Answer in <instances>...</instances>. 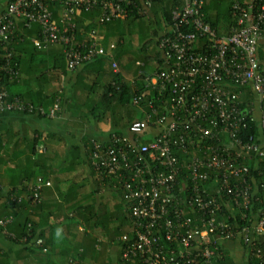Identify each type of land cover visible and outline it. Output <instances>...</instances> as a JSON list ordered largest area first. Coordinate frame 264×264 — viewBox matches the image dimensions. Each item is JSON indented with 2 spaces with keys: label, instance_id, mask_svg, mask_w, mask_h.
Instances as JSON below:
<instances>
[{
  "label": "built area",
  "instance_id": "2783aa9c",
  "mask_svg": "<svg viewBox=\"0 0 264 264\" xmlns=\"http://www.w3.org/2000/svg\"><path fill=\"white\" fill-rule=\"evenodd\" d=\"M154 1L11 0L0 14V46L13 41L18 22L36 23L40 31L34 45L41 50L62 46L70 72L107 55L111 70L118 73L111 52L116 44L112 43L109 51L95 31H90L89 41L79 40L74 16L95 7L101 9V24L125 19L133 10L146 16ZM184 1L182 8L172 11L168 33L158 41L162 67L145 77L146 87L168 97L166 111L160 114L149 101L150 112L146 118L132 122L128 134L113 132L107 141L91 142L92 168L102 179L107 175L116 178L131 206L135 221L131 232L135 235L132 253L127 250L124 257L140 254L145 257L143 264H224L223 255L216 252L218 244L242 240L252 256L264 234V206L257 216L250 217L260 236L251 227L234 230L221 219L230 218L223 213V206H228L224 196L244 209L257 200L249 164L257 157L264 158V115L259 122L258 142L242 140L239 130L246 127L247 119H255L240 101L242 87H250L259 103L264 101V68L258 58L264 42V3L254 10L253 1L234 3L239 28L232 29L230 36L220 37L203 20L202 8L207 0ZM51 3L63 5L60 21L55 19ZM243 5L252 11L247 13ZM9 57L2 59L4 64L0 62V112L57 117L59 97L47 111L9 93L1 77L11 84L19 82L21 75ZM136 65L144 66L140 61ZM130 80L135 87L132 104L140 108L143 97L136 94L137 79ZM124 170L130 176L124 175ZM41 188L38 184L30 190L35 204L41 201ZM232 210L229 207L228 211ZM13 221V217L0 219V228L6 229ZM7 238L15 237L8 233ZM127 239L128 234H124L122 240ZM255 254L260 257L262 249ZM69 264L90 263L71 259Z\"/></svg>",
  "mask_w": 264,
  "mask_h": 264
},
{
  "label": "trees",
  "instance_id": "16d2710c",
  "mask_svg": "<svg viewBox=\"0 0 264 264\" xmlns=\"http://www.w3.org/2000/svg\"><path fill=\"white\" fill-rule=\"evenodd\" d=\"M9 1L11 0H0V14L4 11ZM251 1L254 3L253 10L257 9L260 4L264 3V0H207L205 1L202 8V12L204 14L203 20L216 31L218 36H230L233 34L232 29L239 28L237 25L239 16L237 15L238 12H235L233 8L234 3L238 2L242 5ZM184 3V0H155L154 7L156 14L153 18H151V21L148 20L147 26L149 25V27L152 28V32H150V35H147V39L143 29L145 26L142 25L143 33L138 29L137 24L138 21L140 23V18H142V20L145 19L143 18V15L138 14L137 10H133V13H131L125 19H119L117 21L106 22L103 24H101L99 21L101 14V9L99 7H95L91 11H82L79 15L74 16V21L78 25L76 35L79 40L86 38L87 41H89V33L91 28H85L84 36L80 35V30L81 27H83L84 22L93 21L95 22L94 28H99L101 33L103 32L104 36L102 35V45H104L110 51V45L112 43H116V48L111 52L113 53V57L119 65L120 71L118 73H114L112 70L105 68L108 62L109 64L111 63L110 58L107 55L100 56L94 61L84 65L85 67L89 66L91 68H95V74H101L98 75L99 77H106L109 79L105 85H103L99 79L92 82V87H94L93 89L97 91L101 89V91H99V98L96 102L95 109L93 110V114L97 120H100L106 115L113 113V109L117 106L124 108L126 107L128 108L129 112H133L132 100L134 97L135 87H132L131 80H128L124 77V66L127 63H130L132 68V77H134L135 80L137 79L136 87L138 88V92L136 94H138L137 96L143 97V102H141L139 105L140 108H136L138 112L136 111L135 118H146L147 114L150 112V108L148 107L149 101L153 102L160 114L166 111V100L168 97L160 90L146 87L145 84L147 81L145 77L152 76L153 73L158 72L162 67L164 59L162 58L161 52L158 49V41L168 33L167 29L172 21V11L175 8H182ZM244 7L246 8L247 13L248 11H252L248 9V6ZM63 8L64 7L62 4H50V9L53 11L57 21H60ZM157 25L158 29L156 28ZM133 26L137 27L136 30ZM39 31L40 27L36 23L33 24L24 21L18 22L17 31L13 41H10V43L7 44L4 43V45L0 46V62H3V58L10 56L7 59L11 61V64H14L19 68L21 74L20 76H25V79L35 76L37 81L39 80L41 84L45 83L47 81L46 79L50 76L53 77H50L51 80L57 79L61 95H51L49 98L45 99L46 101L42 103H34L33 100H30L26 97V99L30 100L35 105L43 106L47 111H49L54 106L55 98L57 96H59L63 103L66 91L62 89L60 82H62L63 77H68V75L71 73L68 70L66 57L63 51L64 49L62 46H55L53 49H51V46L46 50H41L34 45L33 39L35 37L38 38ZM4 47L6 50H4ZM258 58L261 67L264 68V42H262L259 46ZM139 61L144 64L143 67L136 65V62ZM139 72H142L143 74L142 77L138 78L137 75ZM1 81L6 87L10 85H8L6 82V78L1 77ZM238 91L239 90H236L237 93ZM241 91V107L243 109L246 107L249 108V106L255 101L256 95L250 87H242ZM20 97L22 98V96ZM65 101L67 100L65 99ZM105 104H108V106L106 107ZM61 105L63 104L60 103V110L57 115H59L61 112ZM103 106H105L106 109L100 111L99 109H101ZM261 110L264 115V101L261 103ZM39 116L41 118H46L42 117L41 115ZM122 123H124V127L125 125L127 126L129 124V122H114V125L112 126L115 130V133H121L120 131L122 130V125L119 126V124ZM244 124L246 127H241L239 130V138L244 141H249L250 138H252L253 141L258 142V139L261 135L259 122L256 120L247 119ZM98 142L100 141L98 140ZM34 152H37V149H34ZM177 155L179 156L178 153ZM257 162V168L255 167L254 162L249 164L251 167L250 175L254 178L253 185L255 186V191L258 190L255 195L257 200L252 202L248 209H244L243 207H236L232 199L224 196L223 199L226 203H228V206H223V213L224 216L229 215L230 218L227 220L225 217H221L223 221L231 224L234 230H237L239 227H251L250 229L254 231L255 235L258 234H256V229L251 225L250 217L257 216L259 214L258 211H260L264 206V191L262 186V184H264V158L257 157ZM260 172H262V174H260ZM123 173L126 176H130V172H128V170H124ZM94 174L98 184V189L94 191V196L100 189H108L110 191L114 190L112 192H114L117 197L120 196L121 198L117 209L118 214H111V202L108 204V208H106L105 205L102 206L104 208L100 207L102 211H105L103 216L100 215L99 210L95 209V207H92V209H90L88 212L81 211V207H79L75 220L67 218L63 223L68 231L67 233L63 234L66 236L68 241L73 242L74 240V242L71 243V246L73 247L68 248L65 251H61L59 248L60 244H53V246L50 247L48 242H46V237L41 234L40 229H45L48 224L34 222V220L31 219L30 216L24 211V207H27L28 204H31L32 200H29L28 202L21 200V202L17 203L11 200L12 193H10L11 197H8V208L12 210V214L17 219L19 230L15 232L10 231V233L14 234L15 238H8V240L14 244H17L18 246L23 247L24 254L29 255L31 260L33 258L43 256L44 254L46 258H50L53 255H60V257L64 258V263L71 257L73 260H80L84 263L90 264H143L145 262L144 256H140V254H130L132 253V251L130 252V249H132L131 241L134 239L135 235L133 231L131 232V230L135 221H133L131 210H129L131 209V206L129 207V204L123 196V189L118 183L116 184V178H114L112 175V177L107 175L105 179H102L103 176H101L97 171H94ZM229 207L233 209L231 212L228 211ZM147 220H150V218L146 219V221ZM63 224L61 226H52L53 231H56L57 229L64 231ZM80 226H82L81 229ZM129 230L131 233L128 232ZM125 233L128 234V239L124 241L122 240V236ZM116 236L118 237L116 238ZM260 239V245L258 243V245L256 244L258 248L255 246L251 251L252 256L249 258V264H264V234L260 236ZM113 240H115V243L118 245V251L115 256L116 259L112 258L111 261V259L109 260L108 258L102 257L104 256L103 250L110 249V244L108 243L109 241ZM228 242L231 241H222L220 244H218L216 252L219 254V256L220 254L223 255L222 263L233 264V258L229 253L231 248L228 245ZM101 246H103V248ZM100 248H102V252L99 250ZM258 249H262L263 254L260 257H255V252ZM127 250L130 252L129 258L124 257ZM216 258H214V260H216ZM7 264L10 263L8 262Z\"/></svg>",
  "mask_w": 264,
  "mask_h": 264
},
{
  "label": "crops",
  "instance_id": "0c3cea01",
  "mask_svg": "<svg viewBox=\"0 0 264 264\" xmlns=\"http://www.w3.org/2000/svg\"><path fill=\"white\" fill-rule=\"evenodd\" d=\"M155 14L153 4L146 16H143L145 20L140 18V23L138 21V29L142 33L141 22L147 24L148 20L151 21ZM94 24L93 21L84 22L80 35L84 36L85 28L90 27L91 32H97L102 41L103 32L101 33L99 28H94ZM136 28L134 27L135 30ZM156 28L158 29V25ZM150 32H152V28L148 25L145 31L146 39L148 38L147 35L151 34ZM53 47L55 46H52L51 49ZM110 66L111 63L108 62L105 68L111 70ZM124 67V77L128 80L134 79L130 63ZM70 73L68 77H63L62 82H60L62 89L66 91V95L63 103L59 98V102L63 105H61V112L57 117L53 119L41 118L38 113L33 112L21 114L0 112V183L2 185L0 190V219L14 218L12 224L6 229L0 228V264H7L8 262L10 264H19V262L20 264H69L72 259L70 257L64 263V258L60 255L46 258L43 254V256L31 260L29 255L24 254L23 247L8 240L7 234L10 231L19 230L17 219L12 214V210L8 208L10 193H12L11 200L15 202L19 203L21 200L28 202L32 200L30 190L38 184L42 185L41 201L37 204L31 202L23 209L34 222L48 224V226L45 225V229H40L41 234L46 237V242L50 247L53 244H60L61 251L73 247L71 243L74 240L73 242L68 241L63 234L68 232L63 223L67 218L75 220L79 207L83 212H88L92 207H95L103 216L105 211L101 210L104 208L102 206L105 205L108 208V204L111 202V214H118L117 209L121 198L112 192L114 190L100 189L94 196L98 184L91 165V142L108 140L109 134L115 130L113 126L109 128L107 126L105 129L104 123L107 122H129L125 127L123 126L124 123L119 124V126H123H121L120 134H128L129 125L139 120L135 118L136 111L138 112L137 107L134 108L133 106V113L129 112L126 107L117 106L113 109V113L97 120L93 110L101 89L99 91L93 89L92 82L99 79L105 85L109 79L99 77L98 75L101 74L96 75L95 68L89 66H82ZM20 77L19 82L8 84L7 88L9 93L24 97L26 102L42 103L51 95H61L57 79L51 80V76L43 84L39 80L37 81L35 76L26 79L25 76ZM26 97L33 100L34 103ZM105 106L107 107L108 104ZM105 106L99 110L106 109ZM249 110L254 119L260 122L263 113L261 103L256 98L253 104L249 106ZM34 149H37V152H34ZM257 163L256 160L254 162L255 167ZM48 182L50 184H46ZM62 224L64 231L58 229L53 231L52 226H61ZM228 243L231 248L229 253L233 258V264H249L250 256L242 240ZM108 244H110V249L103 250L104 256L102 258H108L112 261V258L116 259L118 245L115 240L109 241ZM101 247L103 248V246ZM102 248L99 250L101 251Z\"/></svg>",
  "mask_w": 264,
  "mask_h": 264
},
{
  "label": "rangeland",
  "instance_id": "374dc122",
  "mask_svg": "<svg viewBox=\"0 0 264 264\" xmlns=\"http://www.w3.org/2000/svg\"><path fill=\"white\" fill-rule=\"evenodd\" d=\"M141 23H142V25L145 26L143 29H144V31H146L147 24L144 23V22H141ZM104 124H105V129H107V126H108V128H109L110 126L112 127V125H114V122H107V123H104ZM102 132H103V131H102Z\"/></svg>",
  "mask_w": 264,
  "mask_h": 264
}]
</instances>
